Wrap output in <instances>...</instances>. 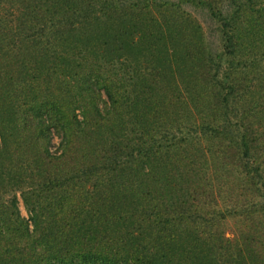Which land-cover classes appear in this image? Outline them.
Wrapping results in <instances>:
<instances>
[{
	"label": "trees",
	"instance_id": "16d2710c",
	"mask_svg": "<svg viewBox=\"0 0 264 264\" xmlns=\"http://www.w3.org/2000/svg\"><path fill=\"white\" fill-rule=\"evenodd\" d=\"M39 1L0 0V264H264V62L235 6L207 97L158 70L135 95L130 66L88 54L124 1Z\"/></svg>",
	"mask_w": 264,
	"mask_h": 264
},
{
	"label": "rangeland",
	"instance_id": "374dc122",
	"mask_svg": "<svg viewBox=\"0 0 264 264\" xmlns=\"http://www.w3.org/2000/svg\"><path fill=\"white\" fill-rule=\"evenodd\" d=\"M78 1L72 2L77 8L82 6ZM86 1L95 6L99 0ZM121 1H124L125 6L120 12L110 19L99 18L98 27H92L94 33L83 35L85 38L80 40V43L90 56L100 53V56L105 57L106 60H115V62L118 60L125 66H130L131 71L134 70L140 77L135 82L136 86L129 88L130 93L142 94L149 80L145 74L150 76L154 70L167 77L168 95H171L177 87L184 88L185 91L197 89L200 94L207 97L215 93L214 82L211 81L214 71L210 69L209 62L217 64L219 61L217 58H221L226 53L222 41L223 28L217 21L226 15L231 3L239 13L238 28L242 31V42L248 46L247 52L258 58L263 57L261 60L264 62V17L258 13L261 6L258 4H264V1L254 0L252 3L248 0ZM43 2L44 0L39 1L41 4ZM129 2L134 5L133 10L129 9ZM69 4L71 5V2ZM70 8L72 5L66 7L67 13L71 12ZM105 25L107 26V36L103 38L105 46L98 52L101 43L99 36L105 34ZM2 52L4 56L5 51ZM224 57L220 59L222 64ZM125 59L129 62H125ZM55 60L57 62L54 66L60 65L63 68L69 66L67 58L63 56ZM73 66L72 64L68 68L72 70ZM64 71L61 70L63 73ZM51 143L53 152L58 147L59 137L54 135ZM74 184L90 183L78 181ZM17 197H19L20 213L22 217L27 218L28 213L19 193ZM235 229L234 220L227 219L224 224L226 236L232 238Z\"/></svg>",
	"mask_w": 264,
	"mask_h": 264
}]
</instances>
